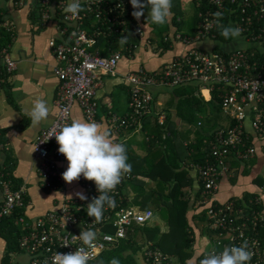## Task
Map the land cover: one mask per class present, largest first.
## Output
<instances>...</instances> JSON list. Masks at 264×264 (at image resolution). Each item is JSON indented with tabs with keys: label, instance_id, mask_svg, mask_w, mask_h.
Listing matches in <instances>:
<instances>
[{
	"label": "built area",
	"instance_id": "1",
	"mask_svg": "<svg viewBox=\"0 0 264 264\" xmlns=\"http://www.w3.org/2000/svg\"><path fill=\"white\" fill-rule=\"evenodd\" d=\"M9 1L19 8L27 6L35 16L38 28L54 18L58 20V38L49 41L56 60L53 70L59 81L54 101L56 112L51 124L40 131L33 145L39 161L37 170L41 184L48 190H55L63 183V171L58 162L65 157L58 152L55 136L48 138L49 135L72 121L71 110L75 104L87 120H95L96 89L101 75H116L123 53L131 54L145 33L140 22L132 16L134 10L130 0H80L83 10L76 17L63 12L69 0ZM217 11L223 14L221 23L226 20L227 25L242 30L241 37L247 42L245 47L203 49L192 45L195 40L216 39L218 28L213 13ZM87 19L89 23L85 27ZM14 29V24L0 10V30L11 38ZM129 33L134 39L122 50L108 47L107 54H101L97 47L100 37ZM174 39L181 40L187 48L162 70L139 66L124 74L129 84L128 111L119 115L109 110L106 127L111 129L117 142H122L125 131H143L146 117H153L158 125H164L166 112L153 110L152 88L156 86L195 83L204 99L203 90L207 91L208 99L216 91L227 120L211 132L209 153L202 162L190 163L199 190L197 198H193V208L196 207L197 212L204 211L201 226L205 228L204 240L209 245L198 253L194 250V259L189 264H199L204 254L212 250L220 252L225 246H239L245 240L249 250L254 252L249 264H264V182L247 198H228L221 202L215 199L221 178L232 175L229 162L235 159L242 164L255 156V146L245 129L246 122L251 126L252 135L264 138V0H207L206 8L198 12L193 34L175 31L170 37L162 38L164 42ZM14 68L9 44L1 46L0 86L5 81L4 76ZM132 177L131 173L124 175L115 191L109 193L115 198V206L106 207L100 223L86 211L87 204L100 193L94 181L82 175L80 180L87 199L65 197L56 208L36 218L28 220L24 212L18 216L14 221L17 244L28 256V264H52L56 252L69 253L84 247L76 237L81 228L97 233V247L93 250L85 248L96 258L126 238L135 226H152L157 215L151 208L123 205L124 196L132 195L128 186L124 189L123 183ZM0 187L3 194L0 219L11 215L18 207L27 206L23 188L11 186L1 165ZM195 232L196 236L201 234L199 229ZM140 244L138 254L146 264H174L173 257L153 247L150 240Z\"/></svg>",
	"mask_w": 264,
	"mask_h": 264
},
{
	"label": "crops",
	"instance_id": "2",
	"mask_svg": "<svg viewBox=\"0 0 264 264\" xmlns=\"http://www.w3.org/2000/svg\"><path fill=\"white\" fill-rule=\"evenodd\" d=\"M177 1L178 3L172 2L174 6H178L176 11H178L179 15L175 19L177 25L171 22L175 10L171 9L168 22L163 26H159L152 24L148 18L150 9L147 7L143 9V15L139 22L145 35L137 41L138 47L131 54L123 53L116 68V75H101V81L96 89L98 108L95 122L106 127V117L109 110L119 115L128 111L129 84L124 79L126 72L139 66L148 70L160 71L164 65L173 58L180 56L186 50L187 46L179 39L170 40L167 47L160 41L162 36L170 37V34L175 31L189 35L195 31L199 12L197 3L199 0ZM141 2L143 3L144 0H141ZM183 2L193 3L195 8L193 14L188 13L181 7ZM0 8L4 16L14 24L15 28L13 36L10 38L8 35L10 41L6 43V45L9 44V53L15 62V68L10 74L4 76L5 81L0 86V165L4 173L6 172L11 179V186L13 184L16 188H23L27 204L23 212L26 218L31 220L42 215L47 210L56 208L65 197H78L76 195L78 192L84 195L85 190L80 178L71 183L63 180L61 187L55 190L44 188L38 176L37 167L39 161L33 151L36 137L43 128L51 124L56 112L54 101L59 81L53 70L56 60L49 41L58 38L56 27L58 20L54 18L42 28H38L35 23V16L31 14L27 6L19 8L14 6L9 0H0ZM182 24L184 26L183 29L181 28ZM209 40H195L192 45L203 49L217 46L216 44L205 46L204 44L207 43L205 41ZM215 40L211 41L215 42ZM180 86L153 87V110H164L168 119V122L166 121L167 127L173 128L178 134V138L175 141L178 155L169 161L175 164L178 163L180 158L182 168H191L190 163L202 160L200 158L204 155L205 149L201 142H204V136L209 135L220 124H214L213 121L216 116L214 113L208 115L209 120L206 121L208 127L205 130L201 129L203 126L201 120L203 118L206 119L202 115L196 116V126H199V128L182 121L176 111L179 96L176 94L175 89ZM164 91L165 94H163ZM35 99L46 100L51 110L48 119L37 126H33L30 118L25 114ZM204 100L209 101L210 99L205 96ZM77 118L89 121L84 117L80 107L75 104L71 110V120ZM152 119L154 118L147 117L144 120L143 131L127 130L124 132L122 142L126 144L127 156L134 157L133 159L136 160L134 163L139 166V170L145 162H152V164L159 162L164 150L169 155L173 151L168 148L169 146L162 145V147H157L159 143L156 142V145L154 143L152 146L147 144L146 136H152L154 133ZM245 129L250 135L252 145L255 146V156L239 164V170L231 168L232 175L221 178L218 191L215 194V199L218 202L231 197L247 198L250 192L256 191L257 187L264 182V138L252 135L253 132L249 122H246ZM58 164L61 170L65 171L68 161L64 158ZM166 164L162 162L161 166L165 167ZM162 167L160 168L163 169ZM148 169L146 167L145 171ZM186 172L192 179L191 188L187 190V196L192 198L197 192L198 181L192 168ZM158 177H160L158 173L154 172L150 173V175L148 173L147 177L142 178L149 186H153ZM130 190L133 194V190L131 188ZM2 199L3 194L0 187V202ZM192 208L193 200H190L188 205L189 215L194 212V208ZM157 219L160 220L158 215ZM159 224L162 225L161 220ZM6 246L7 241L4 234L0 232V264H5ZM194 249L198 253L202 249V244ZM172 257L174 264H181L178 257ZM136 258L139 264H146L140 257L137 256ZM7 261L28 264V256L16 249L8 254Z\"/></svg>",
	"mask_w": 264,
	"mask_h": 264
},
{
	"label": "trees",
	"instance_id": "3",
	"mask_svg": "<svg viewBox=\"0 0 264 264\" xmlns=\"http://www.w3.org/2000/svg\"><path fill=\"white\" fill-rule=\"evenodd\" d=\"M172 2L175 1L172 0ZM206 6L207 0H199L197 3L199 11H203ZM177 8L178 6L174 5L171 7L172 10H175L171 22L175 25H177L175 19L177 15H179L178 11H176ZM88 23V19L85 20L84 26L86 27ZM222 24L227 25L226 20ZM3 32L4 31L0 30V47L6 45V43L10 41L8 35ZM215 33L216 39L225 42L229 41L225 40L220 35L219 29L216 30ZM121 36L122 35L117 37L112 36L111 38L100 37L97 42V47L100 49L101 54L106 55L108 47L113 49L120 48L122 50L123 46L130 43L133 38L132 35H130L128 42L124 45H120L118 44V40ZM162 38L160 41L167 47L169 43L164 42ZM199 91V86L193 83L184 84L175 89L176 94L179 96L176 109L177 115L186 123H193L197 115L208 118L209 114L221 110V103L216 91L212 93L209 101H205L200 96ZM152 120L154 133L152 136L147 135V144L152 146L156 142L159 143L157 147H162V145L166 147L169 146L168 148L173 151H171V155H169L166 150H164V154L161 156L159 162L152 164V162L150 163L147 161L148 163L145 162L140 170L138 169L139 166L134 163V161H136L133 159L134 157H128V163L131 164L130 173L133 177L125 181L123 187L125 189L126 186L129 187L131 186L130 184L133 183L134 189L130 187L133 190V194L124 196L123 205H137L141 208H151L158 215V218H160L162 225L155 221L150 227L135 226L132 232L127 233L126 238L121 239L114 247L102 252L94 260L89 261V264H101V262L102 264H109L110 260L114 257L120 261V264H139L136 257H140L138 254L142 247L140 243L148 240L152 242L153 247L160 249L170 256L178 257L181 263L189 264L194 259V246L196 241L195 230L199 229L200 232H205V228L201 226L203 223L204 211L200 210L197 212L195 207L194 212L189 215L188 205L190 197L187 196V190L191 188L192 179L187 175L186 171L191 168H182L180 158L178 159V163L175 164L169 161L178 155L175 148V141L178 138V134L173 128L167 127V118L164 125H158L155 119ZM201 143L205 149L204 155L200 158V160H203L209 153L211 133L205 135L204 142ZM197 159L199 160V158ZM202 160L197 162H202ZM162 162L167 163L165 167L161 166ZM229 165L231 168L239 170L240 166L238 160L232 159ZM146 167L149 168L147 171H145ZM154 172H157L160 177H158V180L153 186H149L142 177H147L148 173L150 175V173ZM4 174L9 178L6 172ZM12 186L16 188L15 185L12 184ZM198 192L199 190H197L193 196L194 198H197L196 194ZM25 199L26 196H24V201ZM23 210L24 207H18L11 215H4L0 219V232L4 234L5 240L7 241L4 255L5 264H9L7 261L8 254L16 249L19 250L17 244V227L14 221L18 216L23 214ZM195 211L197 213H195Z\"/></svg>",
	"mask_w": 264,
	"mask_h": 264
},
{
	"label": "clouds",
	"instance_id": "4",
	"mask_svg": "<svg viewBox=\"0 0 264 264\" xmlns=\"http://www.w3.org/2000/svg\"><path fill=\"white\" fill-rule=\"evenodd\" d=\"M130 3L134 9L132 16L138 21L143 15V9L147 7L150 9L148 18L152 24L163 26L168 22L172 0H144L143 3L141 0H130ZM82 10L80 0H69L63 8V12L71 14L72 17L78 16ZM213 16L220 35L225 40H238L241 37L242 30L239 27L224 25L220 22L223 16L221 12L217 11L213 13ZM130 35L132 34L122 35L118 44H126ZM207 43L215 44L211 40ZM50 111L46 100L35 99L25 114L30 118L31 124L37 126L48 119ZM52 136H55L59 145L58 152L68 161L66 170L61 174L63 180L71 183L82 175L85 179L94 181L100 194L87 204L86 211L96 223L102 222L106 207L115 206V198L109 193L114 192L124 175L131 172L126 144L117 142L110 128L95 121L80 118L72 119L70 123L64 124L48 138ZM76 195L81 200L87 199L82 193L78 192ZM76 237L84 247L69 253L56 252L52 258V264H89L90 260L95 259L85 248L93 250L97 247V233L92 229L81 228L79 236ZM253 255L254 252L249 250L248 242L245 240L239 246H225L220 252L212 250L204 254L199 264H249ZM109 264H120V261L114 257Z\"/></svg>",
	"mask_w": 264,
	"mask_h": 264
},
{
	"label": "rangeland",
	"instance_id": "5",
	"mask_svg": "<svg viewBox=\"0 0 264 264\" xmlns=\"http://www.w3.org/2000/svg\"><path fill=\"white\" fill-rule=\"evenodd\" d=\"M173 1L178 3L177 0H173ZM181 7H183L184 10L187 11L188 13H191V14L194 13V9L195 8H194V5H193L192 2H189V3H184L183 2ZM183 27L184 26L182 24L181 28L183 29ZM205 42H207V41H205ZM215 44L217 46L221 47L222 49H236V48H240V47H245L247 45V42L243 39V37H240L238 40H229L227 42L220 41V40H215ZM204 45L207 46L208 43H205ZM118 49H120V48H118ZM163 94H165V91L163 92ZM214 114L216 115L215 118H214V121H213L214 124H217V123L218 124H222V123H224L227 120L226 114L224 112H222L221 110L215 112ZM196 119L197 118H195V120L193 121V123H191V125H194L196 128H199V126H196ZM207 120H209V118H206V119L203 118L201 120V122L203 123V126L201 127V129H204V130L207 129V127H208V124L206 122ZM210 120H212V119H210ZM130 185L134 189V186H133L134 184L131 183ZM193 198L194 197L190 198V200H193ZM155 221H157V223H159V220L157 219V217H156ZM204 239H206V237H205V233L203 231V232H201V234H199V236L197 235L194 248L200 247L201 244H202V247L206 248L209 245V242H207ZM9 264H18V263L16 261H13V263L9 262Z\"/></svg>",
	"mask_w": 264,
	"mask_h": 264
},
{
	"label": "bare ground",
	"instance_id": "6",
	"mask_svg": "<svg viewBox=\"0 0 264 264\" xmlns=\"http://www.w3.org/2000/svg\"><path fill=\"white\" fill-rule=\"evenodd\" d=\"M203 94H204L206 97H208V96H207V91H206V90H203Z\"/></svg>",
	"mask_w": 264,
	"mask_h": 264
}]
</instances>
